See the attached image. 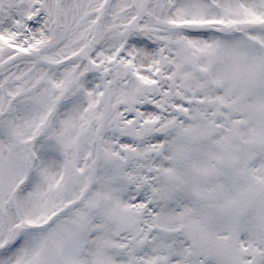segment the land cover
I'll list each match as a JSON object with an SVG mask.
<instances>
[{
    "label": "snow or ice",
    "instance_id": "snow-or-ice-1",
    "mask_svg": "<svg viewBox=\"0 0 264 264\" xmlns=\"http://www.w3.org/2000/svg\"><path fill=\"white\" fill-rule=\"evenodd\" d=\"M0 264H264V0H0Z\"/></svg>",
    "mask_w": 264,
    "mask_h": 264
}]
</instances>
